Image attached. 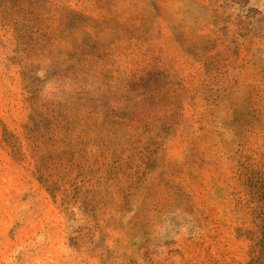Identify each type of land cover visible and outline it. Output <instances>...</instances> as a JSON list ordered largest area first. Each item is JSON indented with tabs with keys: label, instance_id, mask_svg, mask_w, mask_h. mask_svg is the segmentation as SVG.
Instances as JSON below:
<instances>
[{
	"label": "rangeland",
	"instance_id": "rangeland-1",
	"mask_svg": "<svg viewBox=\"0 0 264 264\" xmlns=\"http://www.w3.org/2000/svg\"><path fill=\"white\" fill-rule=\"evenodd\" d=\"M0 264H264V0H0Z\"/></svg>",
	"mask_w": 264,
	"mask_h": 264
}]
</instances>
